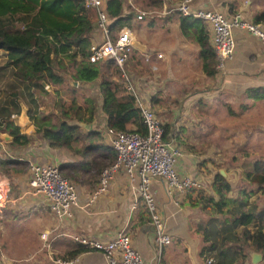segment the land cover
Instances as JSON below:
<instances>
[{
  "label": "crops",
  "instance_id": "obj_1",
  "mask_svg": "<svg viewBox=\"0 0 264 264\" xmlns=\"http://www.w3.org/2000/svg\"><path fill=\"white\" fill-rule=\"evenodd\" d=\"M180 2V0H165L160 9H147L138 7L135 0H123L125 10L131 9L134 15L131 26L128 27L134 36L131 55L133 52L136 58H132L129 62L142 64V60L151 61L152 71L160 70L159 72L168 74L162 79L163 81L173 80L174 77L185 82L186 88L195 86L193 79L195 75L208 78L211 83H217L216 91L222 90L230 99H244L245 101H241L243 106L240 107L243 111L254 104L264 106V97L253 100L245 93L248 87H264V55L261 41L247 29L234 25L232 29L235 37L234 51L226 60L222 70L216 73L215 77L209 78L201 68L198 42L184 35L179 28L178 14L174 6ZM189 4L192 9L219 10L230 18L239 15L240 19L248 21H254L264 12V0H190ZM89 10L93 13L95 23L91 32L92 44L102 39L103 34L97 25L96 11L90 8ZM139 11H144L145 14L137 17ZM257 22L264 25V19H258ZM207 26L210 42V29ZM154 51L162 52L163 57L151 55L150 53ZM63 75L65 86L59 92L60 102L67 105V73ZM134 77L138 86L142 75H134ZM82 84L91 90L84 95L95 98L96 114L92 122H78V124L82 130H102L106 126V116L101 111L102 100L97 89L98 79ZM73 85L78 83L73 81ZM44 88V92L38 90L35 93L36 102L47 98L43 101H48V108L42 113L52 111L58 114L59 105L56 103L55 93L57 86L48 83ZM202 90L207 91V88ZM136 91L144 95L143 91L139 90L142 94L137 89ZM24 95L25 93L21 95L22 97L19 96V99L33 111L35 102L32 103ZM160 115L159 118L162 120ZM32 121L33 123L26 129L20 128V132L33 136L35 128L33 118ZM170 127L172 128L171 125ZM261 128L264 131V125ZM225 135L230 138L232 131ZM103 140L107 143L104 137ZM179 145L181 155L175 164L176 171L181 180L188 177L197 183V186L181 190L169 189L161 177L151 179L148 186L149 194L171 237L170 244L159 248L145 203L137 194L139 183L137 177L131 179L122 171L115 172L103 192L96 190L91 193L86 188L76 186L80 206L73 208L70 217L60 220L49 210L40 195H32L28 192L27 166L31 162L59 165L62 162L72 161L75 158L71 152L64 147H50L40 138H33L26 145H18L14 140H0V157L27 161L22 171L12 175L11 184L7 177L0 174V180H7L10 185L9 201L0 218V264H53L49 257L54 255L55 258H61L70 241L79 243L75 237H86L106 244L114 240L120 232L130 236L131 245L146 261H152L156 253H159V249L163 264H206L200 255L201 247L204 245L203 236L195 229V225L204 223L209 216L207 210H203L199 202L197 204V196L200 192L217 198L212 190V181L214 174L220 168L215 171L212 165H205L204 155H211V149H206L207 146L201 147L203 150L200 151L194 143L189 146L180 141ZM243 170L249 172L245 168ZM245 179L238 180L236 177L235 180H230L227 176L225 180L231 185L229 196L237 198L241 190L253 189L255 192L250 201L256 200L259 206H262L264 189L262 184L257 183L260 180L257 176L251 182ZM44 232H50V237H53L52 253L45 248L41 238ZM72 261L71 264H106L104 254L98 250L80 253ZM241 264H264V259L261 255V259L253 263L249 255V258Z\"/></svg>",
  "mask_w": 264,
  "mask_h": 264
},
{
  "label": "trees",
  "instance_id": "obj_2",
  "mask_svg": "<svg viewBox=\"0 0 264 264\" xmlns=\"http://www.w3.org/2000/svg\"><path fill=\"white\" fill-rule=\"evenodd\" d=\"M164 1L135 0L137 6L147 9H160ZM104 8L111 19L109 35L114 39L123 26H131L134 15L131 9L125 10L123 0H106ZM176 14L181 32L200 46L205 75L215 77L217 58L206 23L178 10ZM258 19H264V12L254 21ZM94 27L93 13L85 6V0H0V131L13 135L18 145L40 138L50 147L67 148L75 159L58 165L61 175L91 193L99 188L101 172L114 162L116 153L104 142L101 130L80 128L78 122H92L96 102L91 95L77 94L79 84L98 79L101 111L106 116L107 127L146 132L134 96L126 91L123 83L110 76L111 69L121 72L113 59L96 62L88 59ZM132 58H136L133 52L127 62ZM62 73H67V105L60 102L59 92L65 86ZM71 80L78 85H73ZM48 83L57 86L58 114L29 109L35 125L34 135L21 133L12 118L20 111L19 96L25 93L26 98L36 103L35 93L44 92ZM245 93L253 100L263 98L264 87H248ZM228 110L235 114L233 109ZM164 128L165 133L172 131L168 123H164ZM176 138L180 142L178 133ZM26 165L23 159L0 157V174L11 184L12 175ZM252 172L264 182V161H257ZM230 189V183L218 171L212 181L217 198L200 192L197 196V204L209 216L204 223L195 225L203 236L200 255L205 262L211 259L210 264H241L251 252L260 253L264 259V203L259 206L258 201H250L253 189L241 190L237 198L229 196ZM93 250L70 241L61 259L70 261L80 253Z\"/></svg>",
  "mask_w": 264,
  "mask_h": 264
},
{
  "label": "built area",
  "instance_id": "obj_3",
  "mask_svg": "<svg viewBox=\"0 0 264 264\" xmlns=\"http://www.w3.org/2000/svg\"><path fill=\"white\" fill-rule=\"evenodd\" d=\"M190 0H182L174 6V10L183 15H192L201 18L210 29V43L216 54V69L219 73L226 60L232 55L235 48V37L233 26L239 25L250 31L262 43L264 55V25L261 22L240 19L239 15L228 17L225 13L214 9H192ZM104 0H85V6L96 11L97 25L102 31L103 38L92 43L88 59L91 62L113 59L120 68L122 83L126 91L134 96L135 104L140 109L146 132L140 133L134 130L122 131L105 126L100 129L104 139L113 147L116 153L115 160L103 169L100 177L98 192H103L112 175L122 171L131 179L137 177L139 180L137 194L142 198L150 221L154 226L155 240L159 248L168 245L171 237L167 233L165 223L156 211L155 204L149 194L148 186L153 177H161L165 180L169 189H184L197 186L193 180H181L175 164L181 155V147L176 140L175 132L165 133L164 124L155 113L154 109L145 101L134 87L131 75L125 69L128 57L132 51L134 36L129 27L123 26L112 39L109 35L108 25L111 21L104 8ZM144 11H139L137 17H142ZM156 57H163L162 52L154 51ZM149 54V57H150ZM14 116V114L12 115ZM28 192L32 195H40L49 210L58 219L71 216L73 208L80 206L76 185L64 179L58 165L53 163L31 162L28 165ZM9 182L0 180V218L3 209L9 201ZM45 248L52 253L53 237L50 232L41 234ZM79 243L94 250L102 252L106 258V264H163L160 260V251L156 253L152 261L144 260L133 248L130 236L125 232L117 234L116 238L106 244L86 237H75ZM53 264H71L73 261H65L51 255ZM211 259L206 261L210 264Z\"/></svg>",
  "mask_w": 264,
  "mask_h": 264
},
{
  "label": "rangeland",
  "instance_id": "obj_4",
  "mask_svg": "<svg viewBox=\"0 0 264 264\" xmlns=\"http://www.w3.org/2000/svg\"><path fill=\"white\" fill-rule=\"evenodd\" d=\"M150 62L142 60V64H135L128 61L125 69L132 76L134 87L143 91L144 99L157 115L161 114V121L170 123L180 141L189 146L194 143L200 151L205 146L206 149H211V155H204L205 165H212L215 171L223 168L228 174L231 173L228 175L230 180H235L236 177L238 180L245 179V168L251 173L245 180H254L257 176L252 172L254 165L257 161H264V131L261 128L264 125V106L254 104L243 111L240 107L243 106L241 101H245L244 99H230L222 90L216 91L217 83L213 84L203 76H193L195 86L192 85L191 88H186L185 82L174 77L173 80L163 81L168 74L161 73L160 70L152 71ZM110 71V76L122 84L121 75L113 69ZM134 75H142L141 80L138 78V86ZM201 88H207V91ZM87 92L91 90L81 83L77 94ZM43 100L33 106L37 113L48 108V101ZM229 108L235 111L234 115L229 112ZM229 131H232L231 137H225V133L228 134ZM257 183L264 184L262 181Z\"/></svg>",
  "mask_w": 264,
  "mask_h": 264
},
{
  "label": "water",
  "instance_id": "obj_5",
  "mask_svg": "<svg viewBox=\"0 0 264 264\" xmlns=\"http://www.w3.org/2000/svg\"><path fill=\"white\" fill-rule=\"evenodd\" d=\"M18 104L20 106V111L13 117V123L19 129H26L33 123L32 118L30 117L29 108L20 99L18 100ZM0 140L13 141L14 136L9 134L8 132L0 131ZM219 173L224 177V179H227L228 175L223 168L219 169ZM250 256L253 263H257L261 259V255L256 252H251Z\"/></svg>",
  "mask_w": 264,
  "mask_h": 264
}]
</instances>
